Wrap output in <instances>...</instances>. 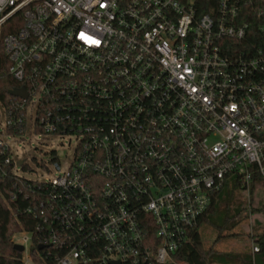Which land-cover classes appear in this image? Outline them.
<instances>
[{
	"label": "built area",
	"instance_id": "built-area-1",
	"mask_svg": "<svg viewBox=\"0 0 264 264\" xmlns=\"http://www.w3.org/2000/svg\"><path fill=\"white\" fill-rule=\"evenodd\" d=\"M0 49V178L34 219L12 236L23 264H190L176 254L215 192L264 187V0H0ZM27 128L75 137L54 177L17 174Z\"/></svg>",
	"mask_w": 264,
	"mask_h": 264
},
{
	"label": "rangeland",
	"instance_id": "rangeland-1",
	"mask_svg": "<svg viewBox=\"0 0 264 264\" xmlns=\"http://www.w3.org/2000/svg\"><path fill=\"white\" fill-rule=\"evenodd\" d=\"M0 114L3 118L4 108L1 104ZM9 142L15 160L25 159L26 168L17 170V174L26 179L40 181L50 179L58 173L53 166L55 161L60 163L62 170L65 169L73 158L76 146V139L73 136L44 133L37 135L31 133L29 128L22 138L13 137ZM46 164L50 166V171L44 167ZM239 192L241 197L238 201L244 208L236 216V225L232 230L234 235L218 237L215 229L210 225L202 224V241L211 248L212 253L232 255L238 264H249L246 257L256 239L264 234V187H257L250 193L244 190ZM10 210L6 184L1 182L0 218L6 216ZM25 235L30 236L28 232H18L14 235V240L23 242ZM262 257L264 259V254Z\"/></svg>",
	"mask_w": 264,
	"mask_h": 264
},
{
	"label": "trees",
	"instance_id": "trees-1",
	"mask_svg": "<svg viewBox=\"0 0 264 264\" xmlns=\"http://www.w3.org/2000/svg\"><path fill=\"white\" fill-rule=\"evenodd\" d=\"M195 1L199 6L200 12L214 11L218 2V0ZM247 19L253 21L250 33L257 35L259 31L258 21L249 16H247ZM6 31V29L3 30L4 33ZM253 41L252 36L246 39V42ZM2 57L3 53L0 49V58ZM2 80L5 83L2 88V94H5L8 91L9 83H11V79L7 77L5 71L3 72ZM3 181L4 179L0 178V183ZM12 181H8L9 188L7 192L12 190ZM230 181H227L219 191L215 192L212 202L204 213L198 228H195L192 232V240L177 252L176 257L178 259L188 261L190 264H238L232 255L212 253L211 248L207 247L202 241L201 233L202 224H207L217 231L218 237L234 235L232 230L236 225V216L244 206L238 201L241 197L239 190H242L238 178H232ZM27 205L28 201L20 195L17 200L9 201L10 212L0 218V264H23L21 261L22 252L14 248L12 236L24 229H33L34 219L25 212ZM256 242L260 245L258 253L264 254V234L257 238ZM34 254L35 259L38 260L39 258L35 251ZM249 254L246 259L250 262L249 264H253L251 253L249 252Z\"/></svg>",
	"mask_w": 264,
	"mask_h": 264
},
{
	"label": "water",
	"instance_id": "water-1",
	"mask_svg": "<svg viewBox=\"0 0 264 264\" xmlns=\"http://www.w3.org/2000/svg\"><path fill=\"white\" fill-rule=\"evenodd\" d=\"M11 93L14 94V95H23V96H26V92H25L24 89H14V90H11ZM20 163H22V162H20ZM14 248H16L17 250H19L20 252H22L24 250V246L23 245H20V244H14ZM38 248H42V245L38 246Z\"/></svg>",
	"mask_w": 264,
	"mask_h": 264
},
{
	"label": "crops",
	"instance_id": "crops-1",
	"mask_svg": "<svg viewBox=\"0 0 264 264\" xmlns=\"http://www.w3.org/2000/svg\"><path fill=\"white\" fill-rule=\"evenodd\" d=\"M250 253H251V256H252V258H253V262H254V264H264V259H263V257H262V254L261 253H255V254H253L252 253V250L250 251ZM256 261V262H255Z\"/></svg>",
	"mask_w": 264,
	"mask_h": 264
}]
</instances>
